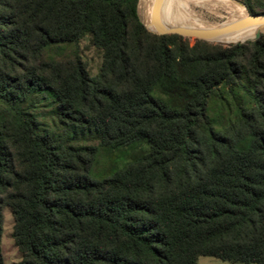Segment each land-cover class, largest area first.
Segmentation results:
<instances>
[{
    "label": "trees",
    "instance_id": "1",
    "mask_svg": "<svg viewBox=\"0 0 264 264\" xmlns=\"http://www.w3.org/2000/svg\"><path fill=\"white\" fill-rule=\"evenodd\" d=\"M138 1L0 0V208L16 264H264V34L190 44L149 31ZM43 97L52 127L34 111Z\"/></svg>",
    "mask_w": 264,
    "mask_h": 264
},
{
    "label": "rangeland",
    "instance_id": "2",
    "mask_svg": "<svg viewBox=\"0 0 264 264\" xmlns=\"http://www.w3.org/2000/svg\"><path fill=\"white\" fill-rule=\"evenodd\" d=\"M243 3V0H235ZM157 0H139L138 1V15L140 20L149 28V29H162L161 25V17H158L157 20L158 24H153V13H154V6ZM158 3H160V0H158ZM240 3V4H241ZM182 7L189 11L197 14L198 18L205 20L208 23H211L213 26H215L218 29H222L225 27V23L228 20V11L231 6V4L223 0H181ZM160 9V4H159ZM235 10V9H234ZM182 25L186 26V22L184 21ZM208 29H214L209 28ZM209 30H207L208 32ZM183 32V31H182ZM196 33V32H192ZM264 34V32L262 33ZM188 40L190 44H193L197 38L195 37H184ZM209 39H214L213 37H209ZM202 40V39H198ZM217 40V39H215ZM210 44H223L225 41L218 40L223 43H217L212 40H202ZM79 51L82 57V60L86 64L87 69L89 70L91 75H95L100 67L101 64V57L99 52L96 50V48L90 43L88 37L81 41L79 46ZM56 52H50L48 55H54L55 58L60 57H70L72 56V49L66 48L63 52H61L58 55H55ZM35 112L38 113V117L40 122L43 125L53 126L52 122V107L50 105V99L47 97H43L41 101L37 103L36 108L34 109ZM87 136L78 134L76 136V142H79L81 144H92L91 141H88L85 139ZM112 163H114L116 166H118L121 163L120 157H112ZM108 165V156L104 149L100 146H98V153L96 156V159L93 164V170L92 174L94 177H99L101 173L105 170V168ZM0 213L2 216V234L0 238V250L3 257V264H16L21 259V254L18 251L13 237H12V231H13V217L11 214V211L8 206L2 205L0 208ZM209 259V260H208ZM206 261V262H204ZM198 264H252V263H243V262H232L227 260H221L214 257L209 256H201Z\"/></svg>",
    "mask_w": 264,
    "mask_h": 264
},
{
    "label": "bare ground",
    "instance_id": "3",
    "mask_svg": "<svg viewBox=\"0 0 264 264\" xmlns=\"http://www.w3.org/2000/svg\"><path fill=\"white\" fill-rule=\"evenodd\" d=\"M231 6L228 11V20L225 23V27L235 24L245 18H247V11L245 7L235 0H226ZM160 9L158 11V17H161V25L164 30H180L183 32H196V33H207L211 31L218 30L211 23L206 22L203 19L198 18L197 14L191 13L185 10L181 5V0H160ZM223 4V0H222ZM235 9V10H234ZM186 22V26L182 25ZM214 28V29H208ZM260 30L264 32V27L253 26L247 27L240 30H231L219 34H215L209 37L214 39H209L217 43L230 44L236 42H244L254 36L256 31ZM217 39V40H215Z\"/></svg>",
    "mask_w": 264,
    "mask_h": 264
},
{
    "label": "water",
    "instance_id": "4",
    "mask_svg": "<svg viewBox=\"0 0 264 264\" xmlns=\"http://www.w3.org/2000/svg\"><path fill=\"white\" fill-rule=\"evenodd\" d=\"M238 2V1H237ZM241 3V2H239ZM244 7L245 5L243 3H241ZM246 9V7H245ZM154 13H153V24L157 25L158 24V20H157V15H158V11H159V3L158 0L155 3L154 6ZM247 11V10H246ZM144 24V23H143ZM144 26L151 32H154L156 34H178L181 35L183 37H195L197 39H202V40H209V36L215 35V34H219V33H223V32H227V31H231V30H240V29H245L247 27H253V26H261L264 27V12L263 13H257V14H250L247 11V18L232 24L230 26L224 27L222 29H218L215 31H211V32H207V33H191V32H182L180 30H160V29H149L145 24ZM263 32H261L260 30L256 31L254 33V36L248 40H254L257 39L258 37H260V35ZM210 41V40H209ZM236 43H241V42H236ZM236 43H230V44H226V45H231V44H236Z\"/></svg>",
    "mask_w": 264,
    "mask_h": 264
},
{
    "label": "crops",
    "instance_id": "5",
    "mask_svg": "<svg viewBox=\"0 0 264 264\" xmlns=\"http://www.w3.org/2000/svg\"><path fill=\"white\" fill-rule=\"evenodd\" d=\"M200 258H201V257H199V258H198V260H197V263H196V264H198V262H199ZM208 260H209V259H208ZM204 262H206V261H204Z\"/></svg>",
    "mask_w": 264,
    "mask_h": 264
}]
</instances>
